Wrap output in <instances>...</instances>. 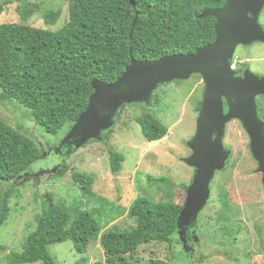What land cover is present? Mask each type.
Returning <instances> with one entry per match:
<instances>
[{
  "label": "trees",
  "instance_id": "obj_1",
  "mask_svg": "<svg viewBox=\"0 0 264 264\" xmlns=\"http://www.w3.org/2000/svg\"><path fill=\"white\" fill-rule=\"evenodd\" d=\"M13 1L0 2V16ZM15 1L20 3L17 11L21 22L40 12L39 3ZM66 1L68 21L57 31L20 23L0 25V103L19 105L34 123L54 136L65 128L69 130L85 111L93 93V80L110 84L122 75L130 63V49L135 60L156 62L171 55L193 54L198 48L213 43L215 19L198 17L205 9L217 10L225 4V0ZM60 14V10L48 9L42 18L46 25H55ZM256 104L257 116L264 123V104ZM138 105L122 106L115 124L125 107ZM200 105L201 100L196 112ZM134 121L148 143L158 142L168 133L166 126L149 110ZM112 128L101 134L106 145ZM62 151L58 155L66 158ZM41 158V149L33 140L0 120V230L9 218L10 201L16 188L31 178L34 173L30 167ZM123 162L124 156L109 148L113 175H119ZM65 172L61 166L52 178L61 177ZM71 179L84 197L88 200L95 197L92 175L73 172ZM147 180L158 190L176 185L166 177L148 176ZM225 194L221 188L224 208L220 220H226L229 211ZM181 209L182 206L172 201L136 198L127 212L136 226L125 232L113 226L102 234L99 240L104 259L94 264H136L133 255L142 245H171L174 240L179 241L177 218ZM34 223L23 240V253L14 257L12 264H55L48 252L50 246L69 241L76 252L82 253L91 241L98 239L101 231L100 224L81 204L67 207L49 195L35 215ZM76 264H86V260ZM149 264L167 263L150 259Z\"/></svg>",
  "mask_w": 264,
  "mask_h": 264
},
{
  "label": "rangeland",
  "instance_id": "obj_2",
  "mask_svg": "<svg viewBox=\"0 0 264 264\" xmlns=\"http://www.w3.org/2000/svg\"><path fill=\"white\" fill-rule=\"evenodd\" d=\"M27 1L39 3L40 12L21 22L17 11L20 3L14 0L4 8L0 25L20 23L54 32L68 21L66 0ZM48 9L61 11L55 25H46L43 21L42 14ZM259 24L264 29V9L259 16ZM234 56L256 75H264L263 43L238 46ZM203 88L199 75L158 86L148 104L138 103V106H127L121 111L108 136V145L101 138L91 140L72 152L63 148L62 154L66 158L54 151H58L69 130L65 128L56 136L48 134L19 105L0 103V120L33 140L42 152V158L30 167V172L38 177L25 179L10 201L9 218L0 230V264H12L11 260L23 253V240L34 228V217L41 211L47 195L67 207L81 204L82 209L87 210L101 227L98 239L91 241L82 253L76 252L69 241L50 246L48 252L55 264H76L82 259L86 264L102 262L104 253L100 236L113 226L119 232L130 231L136 226L134 220L127 216L136 198L152 202L172 201L183 207L186 188L195 170L182 160L191 154L186 144L196 131V106L202 99ZM256 98V102L264 104L263 98ZM148 110L168 129L167 135L158 142H146L134 121L135 117ZM223 145L230 149V155L222 172L215 173L210 183L209 203L197 218L198 263H195L264 264V186L262 175L257 172L258 164L249 150V138L239 122L233 120L226 125ZM109 148L124 156L119 175L110 171ZM61 166L66 172L61 177L52 178ZM73 172L93 176V199L84 197L79 186L73 183ZM148 176L170 178L176 185L172 189L163 187V190H158L149 184ZM221 188L226 192L225 200L229 207L226 220H220L224 208L220 199ZM181 245L176 240L171 245H142L133 255V260L136 264H149L150 259H159L167 264H190L181 256L184 254Z\"/></svg>",
  "mask_w": 264,
  "mask_h": 264
},
{
  "label": "water",
  "instance_id": "obj_3",
  "mask_svg": "<svg viewBox=\"0 0 264 264\" xmlns=\"http://www.w3.org/2000/svg\"><path fill=\"white\" fill-rule=\"evenodd\" d=\"M131 3L133 5V1ZM263 9L264 0H225L220 9H205L198 18L215 19V40L193 54L171 55L149 62L135 60L130 49V63L115 82H91L93 93L88 105L62 142L63 145L71 141V148L78 150L91 140H101V134L114 126L122 106L148 104L158 86L199 75L204 88L196 131L186 144L191 154L182 160L195 170L177 218V235L183 248L186 231L196 225L199 213L210 199V183L215 173L224 169L230 155L223 145L229 122L237 120L248 136L249 150L258 164L257 172L261 173L264 186V123L257 116L256 104V97L264 96V75H256L246 67L242 75L237 76L230 68L238 46L264 44V29L259 24ZM61 146L54 153L58 154Z\"/></svg>",
  "mask_w": 264,
  "mask_h": 264
},
{
  "label": "flooded vegetation",
  "instance_id": "obj_4",
  "mask_svg": "<svg viewBox=\"0 0 264 264\" xmlns=\"http://www.w3.org/2000/svg\"><path fill=\"white\" fill-rule=\"evenodd\" d=\"M247 67V65L243 64L241 65L237 70H234L237 72V76H241L242 75V72L243 70ZM257 99V98H256ZM227 111V106L224 105V112ZM234 121H237V120H234ZM238 122V121H237ZM231 123V122H230ZM230 123H228L227 125H229ZM71 141H67L65 142V144H63L61 146V149L62 150L63 148H65V150H70L71 152L74 151L73 148H71ZM225 149L230 151V149L228 147H226L224 145ZM60 153V152H59ZM63 153V152H62ZM61 153V154H62ZM226 169V168H225ZM222 172V171H221ZM33 177H38L37 175L35 174H32L31 178ZM195 229H196V226L194 227H191L189 228L187 231H186V245H185V248L182 247L181 245V248L184 249V255H185V259L187 258V261L190 263V264H196L198 263L197 261V257H196V246L198 245V240H197V237L195 236ZM196 261V263H195Z\"/></svg>",
  "mask_w": 264,
  "mask_h": 264
},
{
  "label": "built area",
  "instance_id": "obj_5",
  "mask_svg": "<svg viewBox=\"0 0 264 264\" xmlns=\"http://www.w3.org/2000/svg\"><path fill=\"white\" fill-rule=\"evenodd\" d=\"M241 64H242V61H239L236 56L232 57V60H231L232 70H237L241 66Z\"/></svg>",
  "mask_w": 264,
  "mask_h": 264
},
{
  "label": "clouds",
  "instance_id": "obj_6",
  "mask_svg": "<svg viewBox=\"0 0 264 264\" xmlns=\"http://www.w3.org/2000/svg\"><path fill=\"white\" fill-rule=\"evenodd\" d=\"M115 124V123H114Z\"/></svg>",
  "mask_w": 264,
  "mask_h": 264
}]
</instances>
